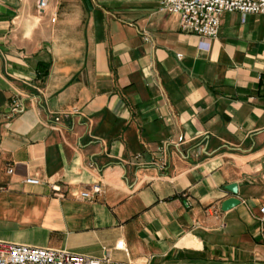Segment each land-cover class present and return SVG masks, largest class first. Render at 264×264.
<instances>
[{"label":"crops","instance_id":"0c3cea01","mask_svg":"<svg viewBox=\"0 0 264 264\" xmlns=\"http://www.w3.org/2000/svg\"><path fill=\"white\" fill-rule=\"evenodd\" d=\"M158 7L0 0V241L264 264V15L221 13L200 48Z\"/></svg>","mask_w":264,"mask_h":264},{"label":"built area","instance_id":"2783aa9c","mask_svg":"<svg viewBox=\"0 0 264 264\" xmlns=\"http://www.w3.org/2000/svg\"><path fill=\"white\" fill-rule=\"evenodd\" d=\"M158 10L179 16L181 31L200 37L199 47L207 44L206 40L215 38L219 29V17L223 12H238L244 18L250 14L264 15V0H158ZM47 0H36L38 10H43ZM14 112L23 110V105L14 103ZM58 120V118H56ZM9 171H12L9 168ZM26 182L37 183L38 180L27 177ZM100 186L94 184L80 196L92 199L100 193ZM261 212H264L262 207ZM117 247H123L119 241ZM109 262L106 254L93 257L62 249L33 247L0 241V264H105Z\"/></svg>","mask_w":264,"mask_h":264},{"label":"water","instance_id":"95a60500","mask_svg":"<svg viewBox=\"0 0 264 264\" xmlns=\"http://www.w3.org/2000/svg\"><path fill=\"white\" fill-rule=\"evenodd\" d=\"M225 188L227 190H229L230 192H232L233 194L237 193V185L235 183H229L225 186ZM239 203V200H237L234 196L225 199L222 203H221V209L222 210H227L228 208L236 205Z\"/></svg>","mask_w":264,"mask_h":264},{"label":"trees","instance_id":"16d2710c","mask_svg":"<svg viewBox=\"0 0 264 264\" xmlns=\"http://www.w3.org/2000/svg\"><path fill=\"white\" fill-rule=\"evenodd\" d=\"M44 73H46V70H44Z\"/></svg>","mask_w":264,"mask_h":264}]
</instances>
